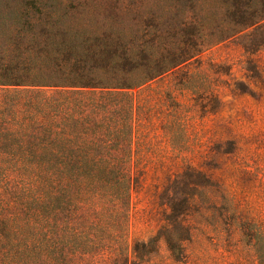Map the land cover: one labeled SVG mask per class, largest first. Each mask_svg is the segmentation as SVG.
<instances>
[{"label":"rangeland","instance_id":"1","mask_svg":"<svg viewBox=\"0 0 264 264\" xmlns=\"http://www.w3.org/2000/svg\"><path fill=\"white\" fill-rule=\"evenodd\" d=\"M41 1L59 13L40 21L127 52L131 83L165 70L133 91L144 264H264V0ZM25 2L0 0V23Z\"/></svg>","mask_w":264,"mask_h":264},{"label":"trees","instance_id":"2","mask_svg":"<svg viewBox=\"0 0 264 264\" xmlns=\"http://www.w3.org/2000/svg\"><path fill=\"white\" fill-rule=\"evenodd\" d=\"M25 1L0 23V264H144L150 241L129 235L133 91L165 70L131 83L127 52L72 39L39 20L57 9Z\"/></svg>","mask_w":264,"mask_h":264}]
</instances>
